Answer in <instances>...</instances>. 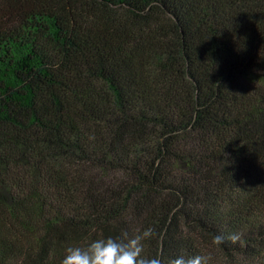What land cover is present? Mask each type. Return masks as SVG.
Instances as JSON below:
<instances>
[{
    "label": "trees",
    "instance_id": "trees-1",
    "mask_svg": "<svg viewBox=\"0 0 264 264\" xmlns=\"http://www.w3.org/2000/svg\"><path fill=\"white\" fill-rule=\"evenodd\" d=\"M147 227L264 264V0H0V264Z\"/></svg>",
    "mask_w": 264,
    "mask_h": 264
},
{
    "label": "clouds",
    "instance_id": "clouds-1",
    "mask_svg": "<svg viewBox=\"0 0 264 264\" xmlns=\"http://www.w3.org/2000/svg\"><path fill=\"white\" fill-rule=\"evenodd\" d=\"M155 235L152 227H147L135 235L123 233L119 236H101L92 239L85 246L79 244L64 250L60 264H162L159 257L145 254V243ZM226 237L220 234L212 236V243L220 246ZM238 234L227 236V240L236 242ZM168 264H208V258L194 255L185 258L180 255L170 258Z\"/></svg>",
    "mask_w": 264,
    "mask_h": 264
},
{
    "label": "rangeland",
    "instance_id": "rangeland-1",
    "mask_svg": "<svg viewBox=\"0 0 264 264\" xmlns=\"http://www.w3.org/2000/svg\"><path fill=\"white\" fill-rule=\"evenodd\" d=\"M220 259H221L223 264H227L228 263L226 259H223L222 257Z\"/></svg>",
    "mask_w": 264,
    "mask_h": 264
}]
</instances>
